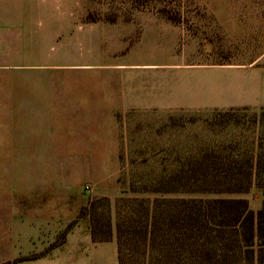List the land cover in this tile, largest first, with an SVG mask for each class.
I'll list each match as a JSON object with an SVG mask.
<instances>
[{"label":"rangeland","instance_id":"obj_1","mask_svg":"<svg viewBox=\"0 0 264 264\" xmlns=\"http://www.w3.org/2000/svg\"><path fill=\"white\" fill-rule=\"evenodd\" d=\"M255 2L0 0V219L9 225L19 203L60 228L44 251L17 257L5 228L0 264L39 258L65 234L77 264H118L116 236L92 241L91 200L100 215L109 204L115 226L119 199L152 200L147 188L205 151L264 153V109H193L253 93ZM222 196L257 212L264 190Z\"/></svg>","mask_w":264,"mask_h":264},{"label":"trees","instance_id":"obj_2","mask_svg":"<svg viewBox=\"0 0 264 264\" xmlns=\"http://www.w3.org/2000/svg\"><path fill=\"white\" fill-rule=\"evenodd\" d=\"M247 154L241 160L205 151L147 188L160 194L152 200L119 199L115 226L109 204L100 215L91 200L93 241L116 236L118 264H264V200L256 212L246 198L222 196L248 192L256 181L264 190V153Z\"/></svg>","mask_w":264,"mask_h":264},{"label":"crops","instance_id":"obj_3","mask_svg":"<svg viewBox=\"0 0 264 264\" xmlns=\"http://www.w3.org/2000/svg\"><path fill=\"white\" fill-rule=\"evenodd\" d=\"M253 13V24L257 29V0L253 7ZM253 68L257 69V76H255L252 82H246V84L251 83V85H253V93L242 95L241 97L225 101H215L213 98H209L206 99L205 102L197 103L196 105H194L193 109H225L235 107H253L257 109H264V51L261 52V54H259L257 58H255ZM5 228L9 230L8 236L10 238V244L12 243L11 253L14 257L23 254L29 255L34 252L44 251L47 246L54 241L55 237L60 231V228L55 227L54 222H52L51 220H46L44 218H26L23 215L22 206L19 203H15L13 218L9 225H7L0 219V237L5 236ZM70 241L71 234H68L67 240L63 244L56 246L51 251L47 252L44 256L36 259L23 260L16 264H71L72 261V264H77L78 248L73 247L72 249L69 246ZM94 244L96 243L94 242ZM69 248L72 251L71 254L75 255L74 257L71 256L69 259L66 258V260L64 261L63 253L65 249ZM97 250H99V252L101 251L100 248ZM97 250L94 248L93 260L94 263H101L100 253L98 258L96 259Z\"/></svg>","mask_w":264,"mask_h":264}]
</instances>
